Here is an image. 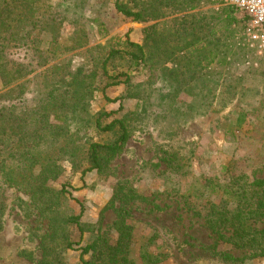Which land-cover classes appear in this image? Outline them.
Returning <instances> with one entry per match:
<instances>
[{"label":"rangeland","instance_id":"rangeland-1","mask_svg":"<svg viewBox=\"0 0 264 264\" xmlns=\"http://www.w3.org/2000/svg\"><path fill=\"white\" fill-rule=\"evenodd\" d=\"M142 1L150 0H136ZM183 1H156L157 18L136 22L117 12L114 0H47L48 9L33 19L48 26L53 18L55 30L41 33L32 51L28 0L16 6L17 37L0 30V264H46L42 240L53 245L57 263L80 264V248L95 234L115 241L119 207L130 213L128 257L135 264H264L248 249L214 248V235L191 209L219 202L209 179L228 185L264 177V52L212 19L213 4L195 0V9L182 11ZM182 19L199 21L197 29L184 32ZM152 23L156 34L171 33L168 43L158 39L157 53L131 65L125 40L143 43ZM216 40L220 49L204 59ZM224 43L233 45L226 63L220 61ZM160 47L172 61L163 63ZM112 50L125 52L108 60V74L125 73L128 81L105 88L111 81L102 65ZM79 90L83 104L76 101ZM98 114L102 126L124 119L129 130L125 146L100 172L87 170V142L110 141L118 132L96 129ZM48 167L55 177L31 176ZM41 183L49 192L31 198L25 190ZM81 209L80 221L91 231L80 234L73 224L65 230L61 218ZM68 240L75 243L63 249ZM220 251L238 260L224 261Z\"/></svg>","mask_w":264,"mask_h":264},{"label":"trees","instance_id":"trees-1","mask_svg":"<svg viewBox=\"0 0 264 264\" xmlns=\"http://www.w3.org/2000/svg\"><path fill=\"white\" fill-rule=\"evenodd\" d=\"M134 2L132 6H129L125 0H114V8L117 12L124 15L125 17L132 18L133 21L140 22L144 20L154 21L157 17L154 12V6L156 1L161 3L166 1V5L170 6V2L173 0H150L149 2L142 1L136 2V0H131ZM208 4H219L217 16H212V19H219L222 27L227 30H231V33H240L245 39V29H246V17L239 13L238 9L234 6L224 3V0H206ZM27 0H7L0 7V30L9 33V38L14 40L17 37L14 33L13 28L15 27V10L18 4H26ZM183 6L181 9H195V0H184ZM46 7L44 12L48 9L49 4L47 0H28V6L25 7L28 11V50H36L37 45L40 42L39 37L47 31L48 33L54 32L55 30V19L51 18L52 23L48 24V21L43 24L40 18H34L35 14H39L42 7ZM44 17V13H41ZM193 16V15H192ZM165 18L167 16H164ZM159 18V17H158ZM183 18V17H182ZM199 21L196 22V24ZM192 23V27L189 28L187 24ZM182 24L183 31L196 30V24L194 22H187V20L182 19L180 21ZM208 24H204V27ZM155 23H152L144 31L143 43H135L126 38L127 50H112L106 56L104 63L102 65L103 72L106 75L107 79L110 80V83L105 84V88L110 85H116L128 81V76L125 73H115L108 74L107 69L105 68L109 59L125 52L128 57V61L131 65H137L140 61L147 60L151 58L155 53H157V41L160 39L162 44L168 40L171 33L168 31L162 35L156 34ZM38 30V36L31 37L34 30ZM230 35V34H229ZM167 39V40H166ZM197 40V36L194 38ZM228 39V37H226ZM247 40V39H246ZM212 49L205 54L204 59H207L215 55V52L220 49L218 40L211 42ZM168 43V41H167ZM239 43V41H238ZM249 44V43H248ZM162 45V46H163ZM34 46L35 48H31ZM222 46V45H221ZM30 48V49H29ZM187 47L183 46L181 51L185 50ZM223 52L221 54L220 61L226 63L228 60V53H232L233 45L223 44ZM161 49V47H160ZM163 49V48H162ZM159 55L163 58L164 62L167 63L171 60V52L164 49ZM171 71V70H170ZM123 77V79H122ZM70 86H67V89ZM83 89L84 88H80ZM82 91L77 92L76 101L78 104H83L84 101L87 102L86 98L84 100ZM109 101H115L110 100ZM81 109H83L81 107ZM104 114V113H103ZM103 114H98L96 121L94 123L95 128L104 131L117 133L114 139L105 142L97 141H88L87 142V156L86 159L90 166L87 170L96 169L98 172L102 171L111 159H113L125 146L126 142L129 139V130L125 123L124 119H113L110 122L101 125L100 119ZM108 115V114H104ZM60 118V116H57ZM85 143H82L80 147L84 146ZM162 160L169 161V156L167 152H163ZM50 163H53L52 160L48 159ZM41 163V162H40ZM16 176L22 177L20 172H15ZM57 172L55 168L48 170H40L36 175H31L34 180H39L40 182L47 180L49 177H55ZM237 180V179H236ZM238 182V180H237ZM207 186L209 191L212 194H218L219 202L213 203L211 201H205L203 204H200L198 207H191L194 215L202 218L206 227L214 235L215 246L222 244H230L236 249H248L252 251L255 255L264 257V177L255 178L250 182H242L241 184L233 183L228 185L217 184L211 179L208 180ZM25 191H30L32 195L31 198L36 196H42L43 193L49 192L48 187L39 185H32L30 188ZM51 191V190H50ZM53 192V191H52ZM56 195V194H55ZM131 199H136L140 197L138 194H131L129 196ZM115 199V194L113 196ZM112 198V200H113ZM110 206L113 207V203H110ZM82 214V209L79 214L73 216H63L61 222L64 224V229L69 224H73L77 227L80 234H83L86 231H91V225L85 224L80 221ZM103 210L100 214L99 220L97 222L98 231L102 227L103 219ZM116 221L114 222V229L116 231V239L113 243L109 242L108 238L104 237V234H95V238L89 244L82 246L80 248V264H135L128 257L129 252V243L131 240L132 227L127 223V218L130 215L123 207L116 209ZM1 223V222H0ZM98 233V232H97ZM61 235V233H59ZM57 235V234H55ZM64 238L67 239L66 234H62ZM73 243L70 240L68 242H63L64 248H71ZM49 241L41 242V248L43 250V258H46V264H59L52 256L53 254V245L49 249ZM222 260L228 262H234L238 258H234L223 252H216ZM86 255H89V258H85Z\"/></svg>","mask_w":264,"mask_h":264},{"label":"built area","instance_id":"built-area-1","mask_svg":"<svg viewBox=\"0 0 264 264\" xmlns=\"http://www.w3.org/2000/svg\"><path fill=\"white\" fill-rule=\"evenodd\" d=\"M246 17L245 36L250 46L264 52V0H224Z\"/></svg>","mask_w":264,"mask_h":264},{"label":"crops","instance_id":"crops-1","mask_svg":"<svg viewBox=\"0 0 264 264\" xmlns=\"http://www.w3.org/2000/svg\"><path fill=\"white\" fill-rule=\"evenodd\" d=\"M208 5H209V6H212V4H208ZM219 6H220V5H219V4H217V3H216V4H213V7H214V8H216V9H218V8H219Z\"/></svg>","mask_w":264,"mask_h":264}]
</instances>
